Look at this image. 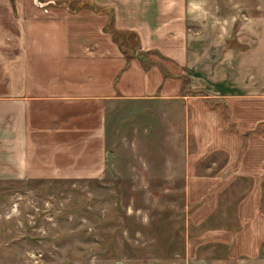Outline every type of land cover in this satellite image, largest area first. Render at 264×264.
Masks as SVG:
<instances>
[{
	"label": "rangeland",
	"instance_id": "1",
	"mask_svg": "<svg viewBox=\"0 0 264 264\" xmlns=\"http://www.w3.org/2000/svg\"><path fill=\"white\" fill-rule=\"evenodd\" d=\"M21 1L0 0V32L19 30ZM152 1L173 10L174 34L181 28L194 47L191 65L245 81L262 40L264 0ZM155 52L148 55L166 60ZM190 77L194 105L205 100L232 119L229 98ZM193 111L173 99H115L106 111L112 157L103 175L0 180V264H264V239L259 248L250 239L256 199L264 213V185L234 181L225 152L190 173L198 150L217 142L190 130ZM199 172L206 177L189 181Z\"/></svg>",
	"mask_w": 264,
	"mask_h": 264
},
{
	"label": "crops",
	"instance_id": "2",
	"mask_svg": "<svg viewBox=\"0 0 264 264\" xmlns=\"http://www.w3.org/2000/svg\"><path fill=\"white\" fill-rule=\"evenodd\" d=\"M89 1H21L19 30L0 32V180L103 175L110 151L106 111L112 101L160 98L188 103L194 109L190 130L203 142L217 141L198 150L188 164L190 173L196 174V166L212 152H225L226 161L235 164L234 181L264 185V30L240 83L211 78L191 65L194 47L181 28L174 34L168 4ZM108 25L119 31L130 58ZM136 48L166 60L143 63ZM190 76L229 98L232 119L230 111L224 117L205 100L194 105L186 87L192 85ZM199 174L189 181L206 177ZM256 200L253 248L264 239V213Z\"/></svg>",
	"mask_w": 264,
	"mask_h": 264
},
{
	"label": "trees",
	"instance_id": "3",
	"mask_svg": "<svg viewBox=\"0 0 264 264\" xmlns=\"http://www.w3.org/2000/svg\"><path fill=\"white\" fill-rule=\"evenodd\" d=\"M85 2H90L89 0H85ZM59 3V2H58ZM92 5H94L93 2H91ZM83 4V2L80 3V5ZM110 24V23H109ZM111 26V25H110ZM109 25L107 26V28L111 29L112 33H113V36L118 39V41H120V46L122 47V49L128 54L127 57L130 58V55L128 53V49L129 48H126L124 45H123V42L121 40V36H120V33L118 30L114 29L113 27H110ZM151 52V51H137V56L141 59V61L143 63H151V62H155L154 59H152L148 53Z\"/></svg>",
	"mask_w": 264,
	"mask_h": 264
},
{
	"label": "water",
	"instance_id": "4",
	"mask_svg": "<svg viewBox=\"0 0 264 264\" xmlns=\"http://www.w3.org/2000/svg\"><path fill=\"white\" fill-rule=\"evenodd\" d=\"M107 155H108V160L111 161L112 152L111 151H108Z\"/></svg>",
	"mask_w": 264,
	"mask_h": 264
}]
</instances>
